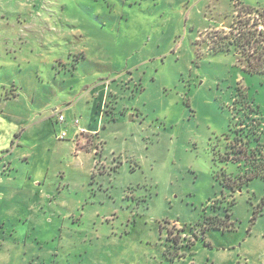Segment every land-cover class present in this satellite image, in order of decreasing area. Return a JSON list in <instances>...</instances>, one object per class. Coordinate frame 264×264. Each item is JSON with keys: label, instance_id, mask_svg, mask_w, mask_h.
Instances as JSON below:
<instances>
[{"label": "rangeland", "instance_id": "obj_1", "mask_svg": "<svg viewBox=\"0 0 264 264\" xmlns=\"http://www.w3.org/2000/svg\"><path fill=\"white\" fill-rule=\"evenodd\" d=\"M237 14L233 0H0L25 89L0 104V264H264V177L236 192L216 179L264 170V73L214 49ZM47 116L20 142V120ZM88 118L99 132L78 140Z\"/></svg>", "mask_w": 264, "mask_h": 264}, {"label": "trees", "instance_id": "obj_2", "mask_svg": "<svg viewBox=\"0 0 264 264\" xmlns=\"http://www.w3.org/2000/svg\"><path fill=\"white\" fill-rule=\"evenodd\" d=\"M237 6L238 14L230 27V33L223 38L218 46H214V49L223 50L225 45H233L238 54L241 55L243 63L245 64L246 71L264 73V9H253L242 5L240 0H233ZM246 17H249L246 19ZM226 42V43H225ZM242 132V131H241ZM254 136L256 134L254 133ZM242 137L250 139V135L239 134L236 139L237 142H243ZM260 138L258 136L255 137ZM260 141L256 139V142ZM249 142V141H248ZM247 144V141H245ZM250 144V143H249ZM241 160V157L236 159ZM223 177L216 175V179L219 180L224 188H228L232 192H236L240 189L244 182H248L256 177H264V170L254 168L252 171L245 172L242 175L228 176L226 172L222 173ZM230 215L226 220L217 217L212 218L208 222V227L220 229L230 228L234 225L230 222ZM181 230H186L185 228ZM182 232V231H181ZM173 230L169 231V240L174 242L176 247H179V238L173 236ZM201 234H195V238L201 237ZM180 254H176V257H180Z\"/></svg>", "mask_w": 264, "mask_h": 264}, {"label": "crops", "instance_id": "obj_3", "mask_svg": "<svg viewBox=\"0 0 264 264\" xmlns=\"http://www.w3.org/2000/svg\"><path fill=\"white\" fill-rule=\"evenodd\" d=\"M252 5L244 4L243 6L248 7V8H253ZM1 46H2V52L0 53V60H2L4 62V65L1 67H3V68L5 67V69H3V70L9 73V74H7L9 79L6 82L0 83V86L3 88L2 90H0V104H3L4 108L7 109L8 105H10L12 102L17 101L18 99H20L24 96V92H25L24 84L19 79H17V77H18L17 72H20L19 67L23 64L22 61H20V59H21L20 55H21L22 49H21L20 43H17L11 39L3 40L2 44L0 45V48H1ZM10 68H13L14 72L10 73ZM0 75H1V71H0ZM10 77H12V78H10ZM102 86H105V84H101L99 87H96L95 89L90 90V93L93 94L94 90L96 91L97 89H99L94 98H97V101H98L97 106L101 107L103 110V109H105V104H106V101L108 98V93H109L110 88L109 89H106V88L102 89L101 88ZM33 102L35 103V99H33ZM26 106H27L28 111L31 114H35L34 105L27 103ZM48 117L49 116H47L46 118H43V119H39V120H37L36 118L27 117L26 120L25 119L20 120V121H25L28 124L30 123V125H28V128H25L23 130V132L19 134L20 142L23 141L25 136H27L26 133L30 132V133L35 134V130H36L35 127L39 130V132H41V131H44V129L47 126H50L52 121H50L49 120L50 118H48ZM1 118H4V115L0 116V119ZM31 119H32V122H31ZM18 120H19V118L17 117V121ZM65 121H66V118H65ZM83 121H85L84 125L82 127H80L79 131L76 130L74 137L79 140V138H81V136H83V137L85 136L86 141H88V138L90 137V135H93V133L95 134V133L99 132V127L98 126L94 127L93 122L101 121V119L96 120L95 118H93V119L88 118V119H85ZM58 123H60V122H58ZM60 124H62V123H60ZM70 125L75 127L74 122H72ZM243 254L245 256H247L246 253H243ZM233 259H235L234 256H233Z\"/></svg>", "mask_w": 264, "mask_h": 264}, {"label": "built area", "instance_id": "obj_4", "mask_svg": "<svg viewBox=\"0 0 264 264\" xmlns=\"http://www.w3.org/2000/svg\"><path fill=\"white\" fill-rule=\"evenodd\" d=\"M57 120H58V122H60V123H64L65 122V117L61 114V113H59L58 114V116H57ZM78 124H79V120L78 119H75V121H74V125H76V126H78ZM67 135H66V132H63L61 135H60V139H65V137H66Z\"/></svg>", "mask_w": 264, "mask_h": 264}]
</instances>
